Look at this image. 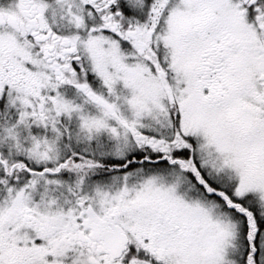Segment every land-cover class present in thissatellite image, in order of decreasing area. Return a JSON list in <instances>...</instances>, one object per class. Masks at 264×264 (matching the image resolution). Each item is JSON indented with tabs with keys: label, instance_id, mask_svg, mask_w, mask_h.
Listing matches in <instances>:
<instances>
[{
	"label": "snow or ice",
	"instance_id": "1",
	"mask_svg": "<svg viewBox=\"0 0 264 264\" xmlns=\"http://www.w3.org/2000/svg\"><path fill=\"white\" fill-rule=\"evenodd\" d=\"M0 264H264V0H0Z\"/></svg>",
	"mask_w": 264,
	"mask_h": 264
}]
</instances>
